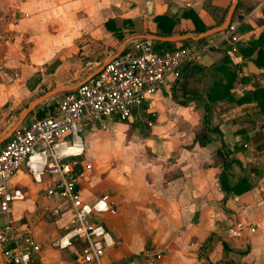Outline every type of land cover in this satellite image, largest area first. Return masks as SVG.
<instances>
[{"label":"crops","instance_id":"obj_1","mask_svg":"<svg viewBox=\"0 0 264 264\" xmlns=\"http://www.w3.org/2000/svg\"><path fill=\"white\" fill-rule=\"evenodd\" d=\"M231 1L0 0V19L7 17L16 33L4 48L0 124L9 120L10 114L18 118L37 94L56 85L76 83L95 71L125 39L157 29L155 15L177 17V30L191 25L182 16L187 7L209 24ZM233 14L238 25H252L250 30L237 32L236 45L240 42L246 48L248 40L264 35V0H242ZM222 32L202 41L219 40L217 46L202 52L196 63L209 66L222 58L224 49L219 46L227 40ZM134 39L139 38L129 39L120 54ZM195 40L191 38L189 44ZM236 45L227 53L238 65L237 76L248 75L249 79L234 81V100L211 103L209 140L205 144L195 139L204 107L194 101L182 104L170 90L152 94L126 119L111 117L105 127L84 124V149L76 167L81 172L78 191L88 202L105 194L117 207L115 213L99 216L113 241L104 251V261L264 264V113L255 120L243 116L251 113L256 100L237 101L253 88V81L264 85V51L258 56V45L248 55ZM63 92L50 95L37 106L54 95L60 98ZM223 145L229 148L227 159H233L225 170L227 182L233 184L239 174L247 173L250 189L236 193L222 188V155L217 149ZM9 182L24 193L12 203L14 224L41 244L32 253L30 264H75L79 258L77 242L65 248L49 244L64 231L71 216L58 195L47 194L53 180L43 176L35 181L22 166ZM54 208H58L57 213ZM236 218L253 225L247 229L245 240L229 231Z\"/></svg>","mask_w":264,"mask_h":264},{"label":"built area","instance_id":"obj_2","mask_svg":"<svg viewBox=\"0 0 264 264\" xmlns=\"http://www.w3.org/2000/svg\"><path fill=\"white\" fill-rule=\"evenodd\" d=\"M9 25L7 17L0 19V71L4 68V48L16 37ZM238 26V21L232 19L222 38L234 43ZM18 35L25 38L22 33ZM218 41L160 51L149 38L134 39L126 52L108 61L93 77L63 92L53 113L34 117L11 133L0 146V215L6 220L0 226V253L4 264H30L32 253L41 246L32 234L22 233L13 222L12 203L24 193L9 180L22 166L35 181L50 177L53 183L46 189L47 194L58 195L71 212L64 231L51 238L49 244L65 248L80 243L75 264H117L103 260L106 247L113 241L99 218L104 212L115 213L117 207L105 194L85 201L77 188L81 176L77 158L84 149L80 132L85 123L105 127L111 117H130L152 94L169 91L182 67L196 62ZM234 48L233 44L229 50ZM53 212L57 213L58 208ZM239 226L245 231L253 229L252 224L236 218L229 231L240 236Z\"/></svg>","mask_w":264,"mask_h":264},{"label":"trees","instance_id":"obj_3","mask_svg":"<svg viewBox=\"0 0 264 264\" xmlns=\"http://www.w3.org/2000/svg\"><path fill=\"white\" fill-rule=\"evenodd\" d=\"M242 4V0H238L235 10ZM227 7H225L219 18L214 22L206 24L200 15L192 8L187 7L182 11V16L184 18H188L191 25L187 27L179 28L177 30L174 29L176 22H178V18L174 15H168L165 13L157 14L154 16L153 20L156 23L157 29L148 31L149 33H154L158 35H173L177 33H187V32H197L200 33L203 30H206L209 27L215 26L223 22ZM249 9V8H248ZM118 27L114 28V31L117 30ZM252 29V25L250 23H241L237 31L245 32L247 30ZM208 37L199 38L195 40L193 43H190L191 38L184 39L182 41H164V40H153V46L158 50H168L176 48L180 45H190V46H198L202 43V41L206 40ZM264 43V35L261 33L257 38L248 40V46L243 47L242 43H233L232 41L224 40L219 48L224 49V54L222 58L209 65L204 66L198 64L196 62L188 63L184 65L181 69V75L176 79V81L172 84L170 88V93L174 98H176L180 103L186 104L189 101H194L198 105H202L204 108L202 110V126L201 129L195 134V139L200 144H205L208 140L207 131L210 130L209 121L211 114V103L217 102L218 100H234V93L231 91L233 87V83L235 80H243L249 79L248 75L237 76V68L238 65L233 63L227 51L233 44L236 45L238 50L251 54L254 49L258 45L260 48L257 50V55L262 57L264 48L262 47ZM245 48V49H244ZM37 79H32L30 86L34 85ZM202 83V84H200ZM204 83V84H203ZM181 96L179 99L178 97ZM243 100H256L255 104L252 105L251 113H245L243 116L252 117L254 120L259 118L261 114L264 113V85L259 82L253 81V88L248 90L242 97L238 98V102H243ZM26 106V105H25ZM56 105H49L48 112L45 108L39 109L36 108L37 116L43 117L48 113H53L55 111ZM241 116V117H243ZM152 117V116H151ZM255 123V122H254ZM217 130L212 128V130ZM260 133L258 132L257 135ZM264 135V131L261 132ZM264 145V139L262 141ZM1 146V145H0ZM229 148L227 146H222V148L217 149V154L222 155L221 163L223 166L222 173L220 175V182L222 188L225 190H232L236 193L244 192L252 187V182L249 179V175L247 173L239 174V178L235 183L229 184L227 182V174L225 170L229 167L231 160L227 159L226 155L229 153ZM236 162L239 163L238 160ZM78 245V249H80V243H76Z\"/></svg>","mask_w":264,"mask_h":264},{"label":"water","instance_id":"obj_4","mask_svg":"<svg viewBox=\"0 0 264 264\" xmlns=\"http://www.w3.org/2000/svg\"><path fill=\"white\" fill-rule=\"evenodd\" d=\"M238 0H232L226 15L224 17L223 22H221L220 24H217L215 26L209 27L206 30L201 31L199 34L194 35L191 32L188 33H177V34H173V35H158V34H153V33H137L132 35L131 37L125 39L120 47L118 48V51L116 53H114L113 55H111L109 57V59H107L100 67H98L95 71L91 72L89 75H87L86 77H84L83 79H81L80 81L67 85V84H60V85H56L50 89H47L45 91H43L40 95H38L35 99H33L30 103H28L26 105V107L21 111L20 115L18 116V118L14 121V123L5 131L0 135V144L2 142H4L10 135L11 133L20 125L22 124V122L26 119V117L28 116V114L41 102L43 101L45 98L49 97L50 95H53L57 92H61V91H67V90H73L75 89L77 86H79L81 83H83L84 81L88 80L89 78L93 77L95 74H97L102 68L103 66L110 61L112 58L118 56L120 54V52L124 49L125 43L132 38H149L151 40H164V41H179V40H184L187 38H194V39H199V38H204L209 36L210 34H213L215 32L218 31H222L227 29L230 21L233 18V13L235 11L236 5H237ZM239 235L240 237L245 240L246 237V231L239 226ZM0 264H3V260H2V256L0 253Z\"/></svg>","mask_w":264,"mask_h":264},{"label":"rangeland","instance_id":"obj_5","mask_svg":"<svg viewBox=\"0 0 264 264\" xmlns=\"http://www.w3.org/2000/svg\"><path fill=\"white\" fill-rule=\"evenodd\" d=\"M233 16H234V14H233ZM234 18V17H233ZM232 18V19H233ZM45 85H48L47 83L45 84ZM39 91L37 90V92H36V94L38 93ZM37 96H38V94H37ZM59 97V95L57 94V95H54L53 97H50L48 100H46L45 102H43L42 104H40V106H37V107H39V109H42V108H45L46 109V111L48 112V109H49V105H51V104H57V102H58V100H57V98ZM59 99V98H58ZM36 107V108H37ZM36 108H35V110H33L27 117H26V119H25V121H30L33 117H36L37 116V112H36ZM11 115V114H10ZM10 115L8 116L9 117V120L6 118L5 119V121L3 122V123H1L0 124V135L3 133V132H5L6 130H7V128L10 126V124L14 121V120H16L17 118L14 116V117H10ZM81 135L83 136V139H84V137H85V135H86V131H84V130H82L81 132ZM6 222V220H5V217L4 216H2V215H0V226L2 225V224H4Z\"/></svg>","mask_w":264,"mask_h":264}]
</instances>
